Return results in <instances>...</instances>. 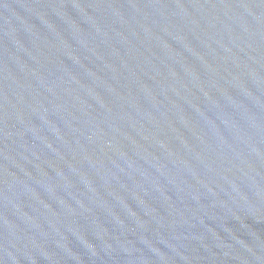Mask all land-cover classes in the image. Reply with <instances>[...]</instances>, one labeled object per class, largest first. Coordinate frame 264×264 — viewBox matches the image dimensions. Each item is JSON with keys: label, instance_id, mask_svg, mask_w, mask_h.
<instances>
[{"label": "water", "instance_id": "obj_1", "mask_svg": "<svg viewBox=\"0 0 264 264\" xmlns=\"http://www.w3.org/2000/svg\"><path fill=\"white\" fill-rule=\"evenodd\" d=\"M0 264H264V0H0Z\"/></svg>", "mask_w": 264, "mask_h": 264}]
</instances>
